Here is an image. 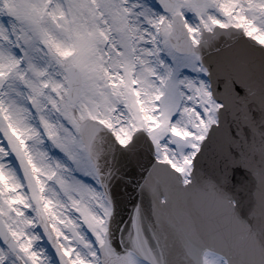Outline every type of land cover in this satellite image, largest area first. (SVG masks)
<instances>
[{
  "label": "snow or ice",
  "instance_id": "1",
  "mask_svg": "<svg viewBox=\"0 0 264 264\" xmlns=\"http://www.w3.org/2000/svg\"><path fill=\"white\" fill-rule=\"evenodd\" d=\"M0 264H264V0H0Z\"/></svg>",
  "mask_w": 264,
  "mask_h": 264
},
{
  "label": "water",
  "instance_id": "2",
  "mask_svg": "<svg viewBox=\"0 0 264 264\" xmlns=\"http://www.w3.org/2000/svg\"><path fill=\"white\" fill-rule=\"evenodd\" d=\"M130 190V189H129Z\"/></svg>",
  "mask_w": 264,
  "mask_h": 264
}]
</instances>
